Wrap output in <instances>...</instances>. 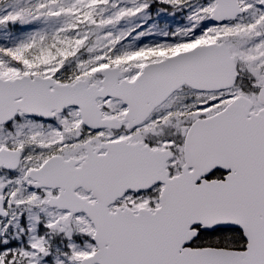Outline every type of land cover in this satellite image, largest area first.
Returning a JSON list of instances; mask_svg holds the SVG:
<instances>
[{
	"label": "snow or ice",
	"instance_id": "snow-or-ice-1",
	"mask_svg": "<svg viewBox=\"0 0 264 264\" xmlns=\"http://www.w3.org/2000/svg\"><path fill=\"white\" fill-rule=\"evenodd\" d=\"M0 264H264V0H0Z\"/></svg>",
	"mask_w": 264,
	"mask_h": 264
},
{
	"label": "flooded vegetation",
	"instance_id": "flooded-vegetation-1",
	"mask_svg": "<svg viewBox=\"0 0 264 264\" xmlns=\"http://www.w3.org/2000/svg\"><path fill=\"white\" fill-rule=\"evenodd\" d=\"M151 39V38H150ZM156 39H163V38H159V37H157Z\"/></svg>",
	"mask_w": 264,
	"mask_h": 264
}]
</instances>
